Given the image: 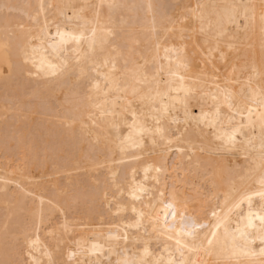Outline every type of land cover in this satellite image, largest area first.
<instances>
[{"label":"bare ground","instance_id":"bare-ground-1","mask_svg":"<svg viewBox=\"0 0 264 264\" xmlns=\"http://www.w3.org/2000/svg\"><path fill=\"white\" fill-rule=\"evenodd\" d=\"M0 264H264V0H0Z\"/></svg>","mask_w":264,"mask_h":264}]
</instances>
